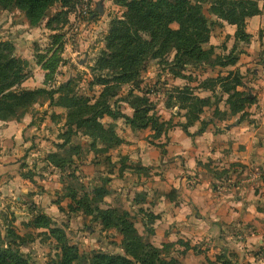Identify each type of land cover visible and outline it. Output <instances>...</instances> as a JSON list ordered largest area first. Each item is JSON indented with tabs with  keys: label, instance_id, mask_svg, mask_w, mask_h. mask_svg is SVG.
Masks as SVG:
<instances>
[{
	"label": "rangeland",
	"instance_id": "374dc122",
	"mask_svg": "<svg viewBox=\"0 0 264 264\" xmlns=\"http://www.w3.org/2000/svg\"><path fill=\"white\" fill-rule=\"evenodd\" d=\"M256 1L261 12L246 19L247 37L237 36L236 26L212 13L213 0L203 4L210 26L209 41L203 48L213 49L212 57L216 61L218 57L221 61L238 57L235 65L211 66L202 62L181 66L172 49L146 60L138 88L123 85L118 95L110 99L113 109L129 116L134 114L135 105L131 102L136 96L142 98L141 104L149 102L151 114L172 125L161 138H154L150 128L133 130L125 119L105 116L100 122L106 128L114 125L122 141L115 148H106L100 140L85 134L86 127L73 116L76 110L71 112L59 104L60 93L55 94L53 103L44 94L26 109L19 110L17 117L0 119L3 124L22 120L31 124L28 134L23 135L21 152L11 157L17 161L16 171L26 185L13 189L10 173L13 171L0 172V245L5 246L14 239L12 249L32 264H59L64 243H59L50 229H60L66 235L67 244L78 248L91 262L96 253L128 256L121 233L116 228H106L96 212L87 214L88 206L92 210L98 207L127 212L139 234L160 248L164 258L176 259L180 264L184 260L185 264H199L195 251L187 261L186 255L182 257V248L158 244L160 238L154 230L157 215L144 205L148 202L149 190L141 184L147 183L152 169H160L159 159L168 153L165 147L171 142L168 134L174 132V139L181 141L183 126L195 116L198 118L188 129L195 131L193 138L203 128L219 130L231 121H253L250 110L260 108L264 102V92L262 99H258L259 91L264 88V0ZM125 13L126 8L117 0H63L49 8L35 24L16 5L6 8L0 4V54L23 60L26 75L12 89L52 92L71 81V96L94 104L104 89L98 80L114 76L113 71L99 67L102 53L107 51L106 36L112 21L124 19ZM171 27L178 29L179 25L173 23ZM144 37L150 39L149 33ZM236 75L242 79L237 90L252 98V102L239 103L244 106L238 113L234 109L240 97L234 95V90H228ZM182 92L189 97L193 94L206 99L208 104L203 109L196 105L194 109L191 102L183 101ZM52 154L57 155L54 163ZM9 160L5 157L0 161ZM141 160L149 163L148 166H141ZM241 166L233 164L225 170L206 168L221 178L238 181V175L247 172ZM256 169L257 166L250 168L248 173L262 175L264 181L263 168ZM254 178L253 187L257 189L258 181ZM174 194L175 190H171L169 195L173 198ZM38 220L48 223L49 228H39ZM255 246L259 248L257 242ZM200 264L216 263L206 258Z\"/></svg>",
	"mask_w": 264,
	"mask_h": 264
},
{
	"label": "trees",
	"instance_id": "16d2710c",
	"mask_svg": "<svg viewBox=\"0 0 264 264\" xmlns=\"http://www.w3.org/2000/svg\"><path fill=\"white\" fill-rule=\"evenodd\" d=\"M63 0H0V4L8 8L16 5L25 11L27 17L33 22L38 23L45 12L55 3ZM68 1V0H65ZM71 0H69L70 2ZM117 2L126 8L124 19H114L110 25L106 42L107 51L102 53L99 60L101 70H111L114 72L112 78H100L98 80L104 89L99 99L94 103L89 100L71 96L72 82L68 81L61 84L57 91L47 92L45 89L36 90H13L19 86L25 79L23 64L24 61L16 58H9L0 54V119L8 120L17 117V112L26 109L29 103L48 94L49 101H55V94L60 93L59 104L71 110L74 117L79 118V123L86 127L85 134L94 139L100 140L106 148H115L121 144V139L115 131L114 125L106 128L100 119L105 116L117 120L125 119L126 123L133 130H143L150 128L154 132V138H161L168 129L172 128L168 122L161 121L156 114H151L153 109L149 102L139 103L142 98L135 97L131 104L135 105L133 116L124 114L115 110L110 105V99L118 95L121 86L132 84L139 87V78L144 63L150 56L158 57L164 55L169 50L176 51V62L181 66L192 63L206 62L211 66L235 65L238 57L221 61L212 56L213 49L205 50L203 45L208 43L210 26L204 13L203 4L208 0H117ZM211 11L217 17L236 26L237 36L247 37L245 33V24L248 17L259 15L261 9L256 0H213ZM177 23L178 29L171 27V24ZM149 33L150 39L144 37ZM6 45V44H5ZM221 78H219V81ZM224 80V79H222ZM228 84V83H227ZM242 85V79L236 75L233 79V85L228 89L234 90V95L240 97L234 112L238 113L244 105L239 103L252 102V98L244 96L237 90ZM184 102H191L190 105L201 106L203 109L208 100L191 97L182 92ZM201 111V109H200ZM71 114V113H70ZM21 116L24 115L22 112ZM183 126L188 135L190 124ZM73 122V121H71ZM205 128L199 131L203 133ZM56 154L51 155L52 162H55ZM228 171H225L227 173ZM215 177L221 178V175L214 173ZM87 214L96 212L99 214L103 225L106 228H116L123 237L124 248L128 256L107 255L96 253L92 262L88 256L81 255L78 248L70 246L66 242V235L60 229H50L51 235L64 245L61 248L62 255L59 264H180L176 259H167L162 255L160 248L155 247L150 242L144 240L139 234L134 222L130 219L127 212H119L116 209L102 210L98 207L92 210L86 207ZM158 218V217H156ZM44 219L43 217L41 220ZM39 228H49V224L38 220ZM14 239H10L5 246L0 245V264H32L19 251H14L11 247Z\"/></svg>",
	"mask_w": 264,
	"mask_h": 264
},
{
	"label": "crops",
	"instance_id": "0c3cea01",
	"mask_svg": "<svg viewBox=\"0 0 264 264\" xmlns=\"http://www.w3.org/2000/svg\"><path fill=\"white\" fill-rule=\"evenodd\" d=\"M261 91L259 100L264 88ZM261 104L250 110L253 121H231L195 138L183 131L181 141L174 139V132L168 134L171 142L165 147L168 153L159 159L160 169H152L147 183L141 184L149 190L144 205L158 217L154 230L160 246L168 243L182 248L187 261L195 251L200 263L209 258L216 264H264V181L262 175L248 173L256 166V170L264 171V102ZM30 125L25 120L8 124L0 121V160L10 158L7 163L0 161V172L13 171V189L26 185L16 171L17 161L11 157L21 152L23 135L28 134ZM141 161V166H148ZM233 164L247 170L245 175H238V181L215 177L206 168L225 170ZM254 177L259 192L253 187ZM171 190H175L173 198Z\"/></svg>",
	"mask_w": 264,
	"mask_h": 264
}]
</instances>
